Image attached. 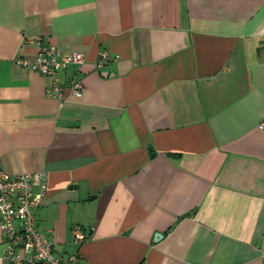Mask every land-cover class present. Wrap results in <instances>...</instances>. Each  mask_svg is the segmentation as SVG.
I'll list each match as a JSON object with an SVG mask.
<instances>
[{
  "label": "crops",
  "instance_id": "crops-1",
  "mask_svg": "<svg viewBox=\"0 0 264 264\" xmlns=\"http://www.w3.org/2000/svg\"><path fill=\"white\" fill-rule=\"evenodd\" d=\"M29 36L86 55L82 96L13 63ZM0 166L48 173L76 264H264V0H0Z\"/></svg>",
  "mask_w": 264,
  "mask_h": 264
},
{
  "label": "built area",
  "instance_id": "built-area-1",
  "mask_svg": "<svg viewBox=\"0 0 264 264\" xmlns=\"http://www.w3.org/2000/svg\"><path fill=\"white\" fill-rule=\"evenodd\" d=\"M25 41H34L38 46L34 58L15 57L13 63L51 79L46 96L63 102L68 89L76 97L82 96L81 82L74 77L67 87L60 83L59 72L70 66H79L86 61L82 52L64 53L58 46H49L39 36H29ZM109 61L107 51H101L97 67ZM48 173L11 174L0 166V231L5 244L0 264H76L78 256H66L54 251L53 242L43 234L36 223V210L46 196ZM76 243L87 240L79 226L71 230Z\"/></svg>",
  "mask_w": 264,
  "mask_h": 264
},
{
  "label": "water",
  "instance_id": "water-1",
  "mask_svg": "<svg viewBox=\"0 0 264 264\" xmlns=\"http://www.w3.org/2000/svg\"><path fill=\"white\" fill-rule=\"evenodd\" d=\"M162 235L161 234H158L157 237H161Z\"/></svg>",
  "mask_w": 264,
  "mask_h": 264
}]
</instances>
